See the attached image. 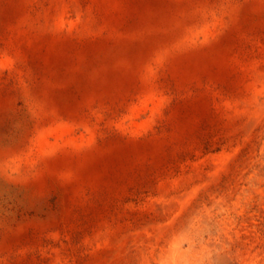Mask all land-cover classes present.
<instances>
[{
	"label": "rangeland",
	"instance_id": "obj_1",
	"mask_svg": "<svg viewBox=\"0 0 264 264\" xmlns=\"http://www.w3.org/2000/svg\"><path fill=\"white\" fill-rule=\"evenodd\" d=\"M226 263L264 264V0H0V264Z\"/></svg>",
	"mask_w": 264,
	"mask_h": 264
},
{
	"label": "bare ground",
	"instance_id": "obj_2",
	"mask_svg": "<svg viewBox=\"0 0 264 264\" xmlns=\"http://www.w3.org/2000/svg\"><path fill=\"white\" fill-rule=\"evenodd\" d=\"M173 255V254H172ZM221 256V255H220ZM248 258V257H247ZM181 259V258H180ZM228 260V259H227ZM224 261V260H223ZM247 261V260H246ZM185 262V261H184ZM243 262H245V261H243ZM227 264V263H226ZM236 264V263H235Z\"/></svg>",
	"mask_w": 264,
	"mask_h": 264
}]
</instances>
